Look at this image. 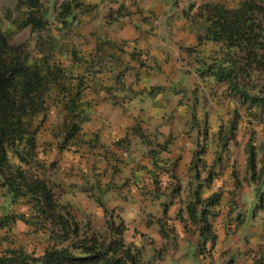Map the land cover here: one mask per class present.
Wrapping results in <instances>:
<instances>
[{"label": "trees", "instance_id": "obj_1", "mask_svg": "<svg viewBox=\"0 0 264 264\" xmlns=\"http://www.w3.org/2000/svg\"><path fill=\"white\" fill-rule=\"evenodd\" d=\"M55 1L51 0L41 9V0H19L18 3L24 8L22 26H29L32 32L39 33L48 21V25L52 24L56 30L67 31L74 20L72 10L80 6V0H61L56 13ZM188 8L191 9L188 18L196 24L198 33L195 36L196 42L191 46H184L183 53L191 54L194 71L201 79L219 85L220 93L223 91L236 105L231 110L226 133L221 135L220 130L216 131L220 145L219 153L214 159L215 162H222L221 153L233 139L236 120L245 116L247 123L258 121L264 126V0H239L230 5L202 2L196 6L191 1ZM10 39L11 34L0 29V191H3V197L7 198L9 203L22 200L28 210L26 213H19L0 209V228L9 226L15 220L30 224L34 226L33 233H39L41 236L42 246L39 251L35 248L27 251L21 246L4 247L0 250V264H153L143 259L139 247H132L124 241L126 225L119 212L123 205L119 204L120 199L112 196V192L120 186H125L128 177L120 175L116 167L111 172L108 170V157L114 156L108 145L99 143L95 134H91L93 137H86L82 133L81 123L89 120L86 108L84 107L83 112L79 106L85 104L82 93L86 87L81 84V76L72 73L56 58L54 52L62 51V46L56 41H47V49L39 48L37 55L32 58L26 49L11 43ZM104 42L116 48L113 43L107 40ZM98 49L99 45L92 56ZM118 50H121L120 47ZM65 51L70 54L71 62L87 68L91 75L103 71L99 64L104 62L102 56H96L98 63L96 57L92 63L85 58L81 61L76 53L78 51L71 43ZM132 54L135 53L131 52L130 55ZM105 55L117 63V58L112 52ZM141 63L142 61H138V64ZM120 71L116 70V64H112L109 78L116 81ZM124 84V110H128L129 120L124 124V137L110 144L121 149L124 158L129 161L134 160L130 154L132 149L139 154L145 153L156 170L162 169L170 173L182 159L177 150L178 155L171 162L172 168L167 169L165 165L170 161L167 152L156 155L159 149L169 150L165 148L166 141L160 134L164 131L159 127L163 124L162 117L153 119L149 115L141 116V107L134 111L135 90H131L125 80ZM101 89L109 90L112 86H102ZM189 94V102L186 100L183 104L177 103L182 104L180 109L188 111L182 114L185 115L182 131L189 135L195 130L196 138L200 134L199 140L205 142L207 129L204 118L193 114L198 97L193 89ZM111 96L115 97L113 93ZM187 97L189 95H185V99ZM99 98L108 99L103 95ZM190 102V105L186 104ZM57 110L61 113L57 114ZM189 113L192 116L189 115L188 118ZM46 118L52 120L51 145L54 144L59 151H70L87 159L94 149H98L95 153L100 159L98 166L101 169L98 173L94 171L96 167L92 163V169H80L78 186L72 181L64 186L61 181L55 179V172L63 174V171L52 170L55 161L46 163L43 156H38L43 148L37 145V133ZM199 124L201 126L196 128ZM255 135L250 132L243 163L245 178L249 185L252 184L256 197L255 201H252L250 216L264 210V141L257 145L260 149L258 160ZM203 150L204 146L191 149L192 158L188 171L192 174H185L188 178L184 181L188 182L190 191L185 199L176 197V210L173 215L166 214V205L170 201L166 185L159 190V184L154 177L157 192L155 200H158V205L161 206L159 215L162 214L170 220L163 224L166 219L161 221V217H156L160 226L158 230L172 243L173 237L169 233L176 235L179 228L182 235L176 238L185 246L193 245L192 250H186L190 253L189 264H213V261L220 264H264V243H257V255L251 253L244 261L239 258L236 249H226V244L232 243L231 236L244 225V211L233 202L227 207V215L223 214L224 222L221 220V223L217 219L223 202L221 190H211L204 196L200 195V188L204 184L209 185L213 176L220 173L214 171L213 165L210 168L202 164ZM225 153L224 161L228 157ZM217 165L216 162V170L219 169ZM227 167L232 190L235 191L240 185L236 168L231 164ZM153 174L157 175V172ZM102 176L107 178L104 187H100L98 181ZM65 179L68 177L64 176L63 181ZM53 183L60 189L59 194L55 193ZM179 184L181 181H177L176 186L173 185L172 192H178ZM75 187L76 191L91 198L94 192H98L94 201L101 208L100 225L93 223L90 215L71 200ZM68 193L70 194L67 198ZM125 204L124 202V207ZM136 205L139 217H142L143 213L149 214L150 211L144 208L146 204ZM215 223L221 227L220 233ZM159 252L157 250V256L150 258L154 263L162 257Z\"/></svg>", "mask_w": 264, "mask_h": 264}, {"label": "rangeland", "instance_id": "obj_2", "mask_svg": "<svg viewBox=\"0 0 264 264\" xmlns=\"http://www.w3.org/2000/svg\"><path fill=\"white\" fill-rule=\"evenodd\" d=\"M18 1L19 0H0V29L10 33V42L21 45L32 58L37 55V50L39 48L44 47V49H47V41L53 40L62 46V51H59V53L54 52L56 58L62 65L68 67L72 73L81 76V84L86 87L82 93L85 104L82 102V107L81 105L79 106L82 111L84 107L86 108L89 120L81 123L82 133L86 135V137H91V134H95L99 143L108 145L109 151L114 153L113 157H108L110 160V164L108 162L106 164L108 170L111 172V170L116 167L120 175H126L128 177L125 186H120L117 190L112 192V196L120 199L121 202H119V204H121V206L123 205L119 212L126 225L124 241L132 247H139L142 251L143 259L147 260L148 263L189 264L191 258L189 255L190 253H188L189 250L187 249L189 248L192 250L193 245L185 246L182 241L176 238L182 235L179 228H177L178 233L176 235L171 232L169 233L171 237H173L172 243H170L171 241L168 242L166 237L158 230L160 226L158 225L159 222L156 221V217H161V221H164L166 218L162 214L159 215L161 206L158 205V200H155L157 192L153 179L154 177L157 179L159 190L163 188V185H166V192L169 195V197H167L168 200H170L169 204L166 205V214L173 215L176 210V199L178 197L185 199L187 193L190 191L188 182L185 183L184 181L188 178L185 174H192L188 171L192 158L191 149H198L200 146H204V150L201 154L202 164L210 168H212L213 165L214 171H220V173L217 172L218 174L213 176L209 185L204 184L200 188V195L204 196L211 190H221L223 193V202L219 215L217 216V219L221 223V220L227 215V207L233 202L241 207V211H244V225L231 236L232 243L226 244V249H228V251H234L236 249L235 251H238L237 254L239 258L243 261L246 260L251 253H254L256 256L257 243H264V210H261L255 216H250L252 201H255L256 197L255 194H253L252 184L249 185L245 178L243 163L245 160L244 156L247 139H249L250 132L256 134L254 141L257 149L256 155L259 160L260 149H258L257 145L259 142L264 141V126L258 121L247 123L248 120L245 116H241L240 119L236 120L233 139L228 142V146L225 148L228 157L224 161L225 151L221 153L222 162L216 161L218 164L217 167L219 168L216 170L214 158L219 153L220 145L219 137H216V131L220 130L221 135L226 133L231 118V110H233L236 105L223 91L220 93L221 87L219 85L201 79L197 75V72L194 71L191 54L187 52L183 53L184 46H182V43L185 46H191L188 43V39L190 40L191 38L190 30L191 27L196 26V24L191 20H187L190 29L184 34L180 32L177 33V42L181 43H174L170 55H168V51L166 52L163 50L162 55L165 57V61H159L155 63L157 66H152L145 60H143L141 64H138L139 60L137 63L133 62L132 64L129 59H126L124 73V41L117 35L124 32V18L122 17V12H120V16H117L113 10H110L111 8L103 10L105 9L104 7H107L105 4L106 2H104L100 5L101 12L97 11L94 13L93 7L89 5V2L80 0V6L72 10L74 12V20L67 31L56 30L52 24L48 25L47 21L44 26L45 28H43L41 32L36 33L32 32L29 26H22L21 22L24 17V8L20 6ZM50 1L51 0H41V9H44L45 5H48ZM60 1L61 0L55 1V13L57 12ZM210 1H218L230 5L237 3L239 0ZM94 9H96L95 6ZM105 40L113 43L116 48L106 44L104 42ZM70 43L71 46L78 51L76 53L81 61L82 58H85L86 60H91L92 63L97 58V55L102 56L104 62L99 64L102 66L103 71L91 75V73L87 71V68L84 69L82 65L73 61L71 62L70 54L65 51V49L69 48ZM97 45H99V49L95 52V55L92 56L94 50L97 49ZM130 46L132 47V45ZM119 47L121 50H118ZM107 52H112L115 55L117 63L113 62L111 58L106 57L107 55H105V53ZM130 58L134 60V54L130 55ZM98 60L97 58L96 63H98ZM112 64H116V70H121L119 78H117L116 81L109 78L111 73L110 66ZM138 68L144 69V71L138 70ZM152 73H155L154 77L156 84L150 86L148 83H151V81L148 82V76ZM124 80L126 84L128 83V85H130V88H132L131 90H135L134 94L136 96L133 103L135 104L134 106H136V110L134 111H137L141 107L139 110L141 116L145 115L142 110V104H145L142 100L143 97L146 94H150L155 88L157 89L156 92L161 93V97L159 99L154 98L151 104L158 106L161 110L157 117H162L163 124L159 127L164 129V131H162V133H160L159 130L156 131L165 139L167 144L165 148L169 150L164 151L159 149L156 155L159 156L163 154L162 152H167L166 155H169L170 158V161L165 165L167 169L172 168L171 162L173 158L178 155L176 154L177 150L182 159L177 163V166L172 168L173 170L170 171V173L162 169L156 170V167H154L148 155L145 153L139 154L132 149L130 154L134 157V160L129 161L124 158V152L121 151V149H118L116 145L114 147L113 144H110L124 137V124L129 120L128 110H124ZM107 85L112 86V89H101L102 86ZM191 89L195 91V95L198 97V100L195 102L193 114L201 119L204 118V123L206 125L207 139L205 142L199 140L198 137L200 134H198L196 138L195 130L189 135L182 131V121L185 118V115L182 114L188 111L184 109L183 111L180 107H182L184 101L187 100L189 102L191 96L189 91ZM112 93L115 97L111 96ZM101 95L108 97V99L103 100L99 98ZM185 95H189V97L185 99ZM180 96L181 98H179ZM148 103L149 102H147L145 106ZM186 104L190 105L191 102ZM60 113L61 111L57 110V114ZM140 115L139 117H141ZM187 115L188 118L189 115L192 116L190 113ZM49 118L52 119V117ZM49 118L45 119L37 133V145L41 149L43 148L38 156H43L46 163L55 161L52 170L60 169L63 171V174L59 171L55 172L54 175L56 180L59 182L61 181L64 186L68 185L70 181L78 186L80 169H92L93 163L96 167H94V171L97 173L100 171L101 168L98 166V160L100 159H98V155L95 154L98 152V149H94L87 159L81 158L70 151H59L54 144L51 145L52 120ZM200 126L201 124L196 128ZM156 131L155 133H157ZM159 139L157 141H159ZM160 152L162 154H160ZM157 163L159 164L160 162L157 161ZM230 164L236 168V174L240 182L239 189L235 191L232 190L233 186L229 179L230 174L227 166ZM152 171L157 172V175H154ZM64 176L68 177L65 181H63ZM98 179L100 187H104L107 178L102 176ZM177 181H181L179 190L178 192H172V187L174 184L176 186ZM53 186L55 193L59 194L60 189L58 186H56L55 183H53ZM262 191H264V188H262ZM2 193L3 191H0V209L4 208L9 212H27V205L22 200L18 199L15 203H9L8 199L3 197ZM69 194L70 193L66 195L67 198ZM97 194L98 192H94L93 198H91L85 193L82 194L76 191L75 187V192L73 196H71V200L84 212L90 215L93 223L100 225L101 208L94 201V197H96ZM173 194H175V196ZM110 199H112L111 196ZM124 202L126 203L125 207ZM142 202L146 204V206H144ZM104 203L106 205L108 204L107 202ZM136 204H142L144 208H146V211H150L149 214L143 213L142 217H139ZM165 222H170V220L166 219L163 224ZM216 226L219 228L218 233H220L222 231L221 227L218 226V224H216ZM33 227L34 226L20 220H15L9 226L0 228V250L8 246H21L27 251L34 248L36 251H39L42 246L40 243L41 236L39 233H33ZM164 229H166L165 225ZM231 229L232 228H229V230ZM157 250L160 251L159 253L162 254V257L157 259L154 263L150 258L151 256H157ZM186 250L188 252H186ZM212 263L220 264L214 263V261Z\"/></svg>", "mask_w": 264, "mask_h": 264}, {"label": "crops", "instance_id": "obj_3", "mask_svg": "<svg viewBox=\"0 0 264 264\" xmlns=\"http://www.w3.org/2000/svg\"><path fill=\"white\" fill-rule=\"evenodd\" d=\"M89 2V5L93 7V12H101V4H105L107 8H111L117 15H121L124 18V32L117 34L124 41V69L126 59H129L131 63L139 60L150 63L152 66H157L159 61H165V57L162 55L163 50L170 51L175 42H177V33L184 34L190 29L188 14L191 13L188 5L189 2H194V6L202 2H216L210 0H83ZM235 1V0H226ZM218 2V1H217ZM88 6V5H86ZM94 6L96 9H94ZM114 13V14H115ZM113 14V15H114ZM192 23V22H190ZM187 24V25H186ZM191 38L188 39V43L193 45L196 40L195 36L198 33L196 26L191 27ZM181 37V36H180ZM180 44L181 42H177ZM132 45V47L130 46ZM182 46H185L182 43ZM134 52V60L130 58V53ZM137 55H139L137 57ZM169 57V56H168ZM157 69V67H156ZM138 70H143L138 68ZM157 71V70H156ZM155 73L149 74L148 83L150 86L156 84ZM146 82V81H144ZM145 84V83H142ZM140 88V87H138ZM148 88V87H146ZM153 89V87H152ZM153 90L150 94H146L143 97L146 106L142 104V110L145 115L152 116L153 119H157V115L161 112L158 106H154V98H160L161 93ZM152 100V101H151Z\"/></svg>", "mask_w": 264, "mask_h": 264}]
</instances>
